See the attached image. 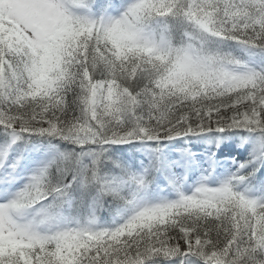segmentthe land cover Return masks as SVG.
Returning <instances> with one entry per match:
<instances>
[{"label":"snow or ice","instance_id":"snow-or-ice-1","mask_svg":"<svg viewBox=\"0 0 264 264\" xmlns=\"http://www.w3.org/2000/svg\"><path fill=\"white\" fill-rule=\"evenodd\" d=\"M0 264H264V0H0Z\"/></svg>","mask_w":264,"mask_h":264}]
</instances>
